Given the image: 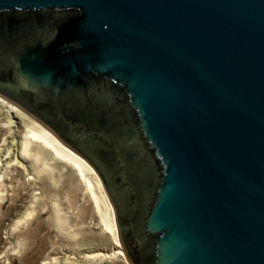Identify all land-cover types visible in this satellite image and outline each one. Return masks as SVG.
<instances>
[{"label":"water","instance_id":"water-1","mask_svg":"<svg viewBox=\"0 0 264 264\" xmlns=\"http://www.w3.org/2000/svg\"><path fill=\"white\" fill-rule=\"evenodd\" d=\"M0 94L95 168L130 264H264V0H0Z\"/></svg>","mask_w":264,"mask_h":264},{"label":"rangeland","instance_id":"rangeland-1","mask_svg":"<svg viewBox=\"0 0 264 264\" xmlns=\"http://www.w3.org/2000/svg\"><path fill=\"white\" fill-rule=\"evenodd\" d=\"M4 134L0 128V144ZM30 173L13 166L0 178V264H60L70 256L76 264H127L121 255L102 261L86 257L116 249L102 223L106 206L96 184L98 208L69 165L55 162L49 176ZM115 217L117 222L116 211Z\"/></svg>","mask_w":264,"mask_h":264},{"label":"bare ground","instance_id":"bare-ground-1","mask_svg":"<svg viewBox=\"0 0 264 264\" xmlns=\"http://www.w3.org/2000/svg\"><path fill=\"white\" fill-rule=\"evenodd\" d=\"M0 128H4L5 131L3 142L0 144V178L13 166L29 170L35 178H39L40 174L49 176L55 162L69 165L87 185L97 208L100 200L97 192L94 191V184L99 189V194L106 206V218L102 223L111 234L116 246V249L110 252L99 251L88 254L86 257L102 261L121 255L127 264H130L119 238L114 207L95 168L64 143L47 125L1 94ZM60 264H76V261L71 256L64 257Z\"/></svg>","mask_w":264,"mask_h":264}]
</instances>
